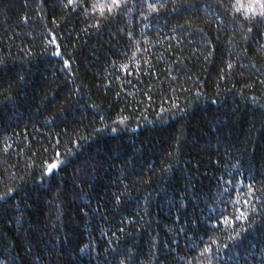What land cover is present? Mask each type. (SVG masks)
<instances>
[{"label": "trees", "instance_id": "obj_1", "mask_svg": "<svg viewBox=\"0 0 264 264\" xmlns=\"http://www.w3.org/2000/svg\"><path fill=\"white\" fill-rule=\"evenodd\" d=\"M110 4L0 0V264H264V0Z\"/></svg>", "mask_w": 264, "mask_h": 264}, {"label": "snow or ice", "instance_id": "obj_2", "mask_svg": "<svg viewBox=\"0 0 264 264\" xmlns=\"http://www.w3.org/2000/svg\"><path fill=\"white\" fill-rule=\"evenodd\" d=\"M69 4H73L75 3V0H68ZM122 4V0H111V4L107 5V11L112 12L114 8H119L121 7ZM150 7H154L153 5H150ZM261 7H264V4L261 5ZM100 12L103 13L105 11V6H100L99 8ZM262 15H264V13H262ZM249 31H251V29H249ZM119 123L123 124L124 121L121 120L119 121ZM113 131H116V129H113ZM51 167H56V165H52ZM247 217L245 216V214L243 212H240L239 215L237 217H235V219H246ZM224 224H228V218L226 217L225 220L223 221ZM210 251V250H208ZM201 255H204V253H201Z\"/></svg>", "mask_w": 264, "mask_h": 264}]
</instances>
